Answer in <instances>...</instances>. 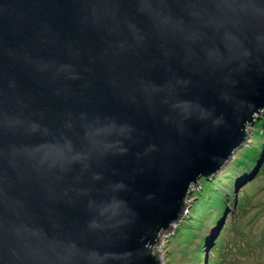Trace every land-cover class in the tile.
Here are the masks:
<instances>
[{
  "label": "water",
  "instance_id": "obj_1",
  "mask_svg": "<svg viewBox=\"0 0 264 264\" xmlns=\"http://www.w3.org/2000/svg\"><path fill=\"white\" fill-rule=\"evenodd\" d=\"M263 109L264 0H0V264H163Z\"/></svg>",
  "mask_w": 264,
  "mask_h": 264
},
{
  "label": "rangeland",
  "instance_id": "obj_2",
  "mask_svg": "<svg viewBox=\"0 0 264 264\" xmlns=\"http://www.w3.org/2000/svg\"><path fill=\"white\" fill-rule=\"evenodd\" d=\"M246 129L243 145L219 171L199 176L182 216L171 231L159 234L155 248L163 264H264V153L246 159L249 145L264 148V109ZM201 176L215 181L208 187ZM225 191L223 212L211 220Z\"/></svg>",
  "mask_w": 264,
  "mask_h": 264
},
{
  "label": "trees",
  "instance_id": "obj_3",
  "mask_svg": "<svg viewBox=\"0 0 264 264\" xmlns=\"http://www.w3.org/2000/svg\"><path fill=\"white\" fill-rule=\"evenodd\" d=\"M245 147H248V145L247 146H245ZM249 148L251 149L248 153L249 154H246L247 155V157H246V159H248L249 161L250 160H254L255 159V157H258V155L260 154V156L264 153V148H263V146H261V148L260 149H258V147H257V149L255 148L254 149V147H253V149H252V146L251 145H249ZM248 149V148H247ZM243 152L244 151H247V150H242ZM260 156H259V158H260ZM238 161H240V160H238ZM246 173H249V172H246ZM201 179H203L204 180V183L206 184V185H209L208 187H210V186H212L211 184H213L214 183V181H215V178H210V179H206V178H204V177H200ZM212 188H215V187H212ZM210 189V188H209ZM227 191V190H226ZM223 192V195L221 196V203L218 205V206H216V207H214V208H216L217 210H215V215L213 214V216H211V220H212V218L213 219H216V218H218V217H220L221 216V214H222V212L223 211H221L222 210V207H223V205L224 204H226V203H224V200H222V197H224V194H227V192ZM230 193V190L228 191V194ZM200 253H201V251H200Z\"/></svg>",
  "mask_w": 264,
  "mask_h": 264
},
{
  "label": "bare ground",
  "instance_id": "obj_4",
  "mask_svg": "<svg viewBox=\"0 0 264 264\" xmlns=\"http://www.w3.org/2000/svg\"><path fill=\"white\" fill-rule=\"evenodd\" d=\"M229 161V160H228ZM224 166V165H223Z\"/></svg>",
  "mask_w": 264,
  "mask_h": 264
}]
</instances>
